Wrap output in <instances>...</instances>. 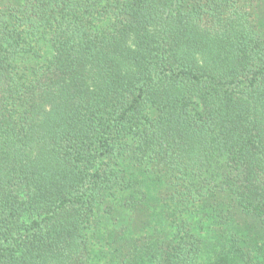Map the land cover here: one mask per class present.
Segmentation results:
<instances>
[{
	"label": "trees",
	"instance_id": "1",
	"mask_svg": "<svg viewBox=\"0 0 264 264\" xmlns=\"http://www.w3.org/2000/svg\"><path fill=\"white\" fill-rule=\"evenodd\" d=\"M261 7L0 0V264H264Z\"/></svg>",
	"mask_w": 264,
	"mask_h": 264
},
{
	"label": "rangeland",
	"instance_id": "2",
	"mask_svg": "<svg viewBox=\"0 0 264 264\" xmlns=\"http://www.w3.org/2000/svg\"><path fill=\"white\" fill-rule=\"evenodd\" d=\"M260 10L261 11H264V9H263V7H261L260 8ZM259 14H260V12H259ZM260 16V15H259ZM259 18V17H258ZM203 235H207V231L206 230H203L202 232H201ZM210 237V236H209ZM207 241L208 242H212V239L211 238H207ZM209 255H210V253H209V251H203V253L201 254V256H200V260H199V262H198V264H207V258H209Z\"/></svg>",
	"mask_w": 264,
	"mask_h": 264
}]
</instances>
